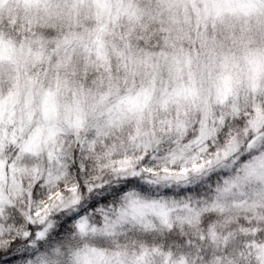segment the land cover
<instances>
[{
	"label": "snow or ice",
	"instance_id": "obj_1",
	"mask_svg": "<svg viewBox=\"0 0 264 264\" xmlns=\"http://www.w3.org/2000/svg\"><path fill=\"white\" fill-rule=\"evenodd\" d=\"M0 264H264V0H0Z\"/></svg>",
	"mask_w": 264,
	"mask_h": 264
}]
</instances>
